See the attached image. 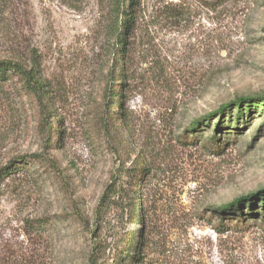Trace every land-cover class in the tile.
Instances as JSON below:
<instances>
[{"label":"rangeland","instance_id":"374dc122","mask_svg":"<svg viewBox=\"0 0 264 264\" xmlns=\"http://www.w3.org/2000/svg\"><path fill=\"white\" fill-rule=\"evenodd\" d=\"M109 14L110 0H0V57L40 56L53 85L65 136L51 155L71 196L92 218L113 170L143 161L152 170L150 219H162L164 208L173 218L153 264H264L262 225L219 235L195 216L264 190V131L257 136L264 111L220 157L177 139L237 98L264 96V0H141L127 65V120L115 142L98 139L92 127L104 104L99 73ZM31 108L27 98L0 94V165L41 150ZM42 182L38 188L21 173L0 183V264H88V240L70 226L47 247L24 236L27 218L63 208L62 188ZM106 223L111 232L125 228L115 212Z\"/></svg>","mask_w":264,"mask_h":264},{"label":"trees","instance_id":"16d2710c","mask_svg":"<svg viewBox=\"0 0 264 264\" xmlns=\"http://www.w3.org/2000/svg\"><path fill=\"white\" fill-rule=\"evenodd\" d=\"M140 8L141 0H110L102 56V62H106V65L99 73L104 104L96 111L92 124L96 137L105 138L106 142H115L125 129L127 65L130 41L139 22ZM170 12L171 17L177 15ZM8 91L17 97L27 98L28 104L32 105L31 114L41 141V150L16 156L1 164L0 183L27 173L36 182V187L43 185L39 181L53 180L63 191L59 199L63 203L61 211L43 213L25 220L23 234L27 240L47 247L56 232L70 226L78 236L88 240V264H153L151 255L165 245L173 218L171 212L164 208L162 219L159 215L155 220L150 219L146 192L152 175L151 167L136 160L130 165L121 163L117 166L111 173L93 217H88L70 194L60 160L51 155V150L64 147L65 132L62 129L63 120L56 110L53 85L43 74L40 56H30L28 59L22 56L0 57V94ZM236 110L238 113L234 118L232 114ZM261 111H264V96L237 98L217 112L196 119L177 139L183 145L201 147L210 155L220 157L228 145L236 143L243 135L244 129L253 121L254 113ZM263 131L264 126L257 136ZM257 136H254V141ZM38 169L42 174H37ZM113 212L118 213L120 221L124 223L122 230L111 232L110 225L106 223L107 216ZM195 216L208 223L219 235L229 231L246 232L258 223L264 227V190L225 204L207 206L196 211Z\"/></svg>","mask_w":264,"mask_h":264}]
</instances>
